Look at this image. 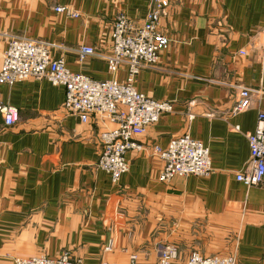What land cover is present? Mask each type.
<instances>
[{
	"label": "crops",
	"instance_id": "1",
	"mask_svg": "<svg viewBox=\"0 0 264 264\" xmlns=\"http://www.w3.org/2000/svg\"><path fill=\"white\" fill-rule=\"evenodd\" d=\"M150 2L0 0V71L8 37L18 35L56 45L52 58L74 73L125 82L127 67L111 73L104 59L113 23L123 12L140 26ZM159 30L172 44L135 88L172 102L173 112L135 139L140 148L127 152L118 184L95 166L100 134L113 125L66 113L65 89L47 80L0 84L2 105L19 111L9 130L0 115V264L65 253L82 264H128L133 255L157 264L165 245L178 248L176 264L193 252L264 264V181L249 188L236 180L264 97L234 112L242 88L264 89V0H168ZM81 46L95 56L80 63L73 50ZM185 134L209 149L212 172L162 183L154 148Z\"/></svg>",
	"mask_w": 264,
	"mask_h": 264
},
{
	"label": "built area",
	"instance_id": "2",
	"mask_svg": "<svg viewBox=\"0 0 264 264\" xmlns=\"http://www.w3.org/2000/svg\"><path fill=\"white\" fill-rule=\"evenodd\" d=\"M168 7V0H151L145 21L135 26L125 13H120L111 31V54L104 57L111 73L126 66L128 78L119 83L116 80L96 81L82 74L70 71L63 59H53L52 49L56 45L18 35L8 37V47L2 58L0 84L13 85L30 79L47 80L54 86L65 89L63 108L66 113L77 116L83 123L91 117H98L104 124L113 125L100 134L99 154L96 168L111 176L118 184L128 173L126 154L139 149L135 139L156 125L163 116L173 112L170 101H156L139 93L135 88L137 76L144 69L156 67L160 54L170 48L172 41L159 30L160 19ZM66 9L57 8L64 13ZM77 17L76 13H70ZM78 61L83 63L95 56L94 49L81 46L73 50ZM245 55L244 51L240 52ZM264 97V89L242 88L235 113L248 111L252 98ZM1 127L12 129L19 121L18 109L4 106L0 101ZM239 131V128H236ZM250 158L246 170L236 175V180L246 187L260 185L264 181V112L259 113L258 124L253 134L247 136ZM153 154L164 162L160 174L162 183H171L177 177L207 176L212 172L209 149L189 134L176 137L166 148L156 146ZM109 250V249H108ZM178 248L172 245L158 247L157 264H176ZM13 264H82L68 253L56 259L44 256L16 257ZM136 255L128 264H137ZM101 264H113L104 261ZM184 264H242L235 256L204 257L193 252Z\"/></svg>",
	"mask_w": 264,
	"mask_h": 264
}]
</instances>
